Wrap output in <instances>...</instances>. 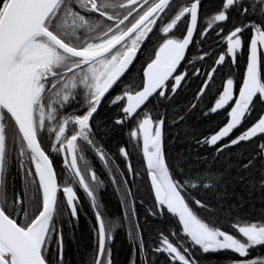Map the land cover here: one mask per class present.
<instances>
[{
  "label": "snow or ice",
  "instance_id": "snow-or-ice-1",
  "mask_svg": "<svg viewBox=\"0 0 264 264\" xmlns=\"http://www.w3.org/2000/svg\"><path fill=\"white\" fill-rule=\"evenodd\" d=\"M0 264H264V0H0Z\"/></svg>",
  "mask_w": 264,
  "mask_h": 264
},
{
  "label": "trees",
  "instance_id": "trees-1",
  "mask_svg": "<svg viewBox=\"0 0 264 264\" xmlns=\"http://www.w3.org/2000/svg\"><path fill=\"white\" fill-rule=\"evenodd\" d=\"M190 96H191V93L187 92L186 94H184V97L181 99V102H183L185 97H190ZM207 102L208 101H205V103H207ZM220 119L221 118H217V120L215 122H213V121L201 120L200 118H198L197 116L194 115L192 118V123L194 124L195 131L197 133H201V132L207 133L215 127L216 123H219ZM106 199H109V204H108L109 211H114L115 210V204H116L115 197L110 196V198L106 197ZM82 226H83V221H82ZM125 244H126V242L124 241L123 237H121L120 243L117 245L118 250L121 252V258L123 256L124 251H126ZM69 254L74 256V249L70 250Z\"/></svg>",
  "mask_w": 264,
  "mask_h": 264
},
{
  "label": "flooded vegetation",
  "instance_id": "flooded-vegetation-1",
  "mask_svg": "<svg viewBox=\"0 0 264 264\" xmlns=\"http://www.w3.org/2000/svg\"><path fill=\"white\" fill-rule=\"evenodd\" d=\"M195 86H196L195 84H192V85L188 88V90L186 91V93H187V92L192 93V91L195 89ZM186 93H185V94H186ZM187 95H188V94H187ZM183 97H184V96H182L181 99H182ZM209 99H211V97H209ZM221 119H222V117H221Z\"/></svg>",
  "mask_w": 264,
  "mask_h": 264
}]
</instances>
